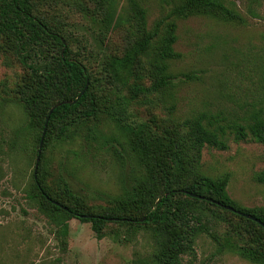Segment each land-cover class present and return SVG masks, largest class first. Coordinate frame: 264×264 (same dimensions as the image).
Instances as JSON below:
<instances>
[{"label":"trees","instance_id":"16d2710c","mask_svg":"<svg viewBox=\"0 0 264 264\" xmlns=\"http://www.w3.org/2000/svg\"><path fill=\"white\" fill-rule=\"evenodd\" d=\"M124 1L121 5V0H95L94 5L75 3L89 28L101 35L125 17L136 22L139 35L123 54L98 56L86 46L83 51L75 48L74 37L66 29L68 21L58 8L63 0H0V49L15 56L26 69L12 98L23 108L26 119L15 128L11 148L33 157L35 163L40 155L28 196L58 226L60 238L68 234L71 218L91 222L99 238L110 224L122 225L133 233L144 228L154 249L133 264H184V257L194 253L201 234L220 241L211 230L218 223L230 227L224 243H219L221 247L253 264H264V206L239 204L227 190L230 173L209 174L201 162L206 146L226 149L231 137L236 141L251 137L264 143V110L239 121L199 112L166 129L129 122L128 113L130 103L139 95L165 94L175 84L170 65L181 57L175 48L178 19L209 15L246 25L248 15L264 18L259 9L264 0H249L248 15L235 1L171 0L150 27L142 1ZM87 49L91 54L86 58ZM146 61L151 85L130 84ZM92 66L97 69L93 71ZM86 86L75 103L64 102L75 100ZM125 89L129 96L124 94ZM88 119L101 124L112 122L110 135L99 131L98 137H103L102 146L112 148L126 170L122 192L106 195L104 205L90 203V198L76 192L60 174L54 182L47 178L56 148L66 138L75 139L77 133H82L80 126ZM86 130V136L97 138L91 125ZM256 179L264 184V168Z\"/></svg>","mask_w":264,"mask_h":264},{"label":"rangeland","instance_id":"374dc122","mask_svg":"<svg viewBox=\"0 0 264 264\" xmlns=\"http://www.w3.org/2000/svg\"><path fill=\"white\" fill-rule=\"evenodd\" d=\"M79 1L85 5L95 3L63 0L58 7L65 14L66 29L74 37L77 50L83 51L86 46L98 56L121 55L139 35L136 22L127 17L106 35L91 30L88 21L77 12L75 3ZM141 1L148 10V27L171 5V0ZM223 1H235L247 14L249 0ZM125 2L121 0L120 5ZM259 9L264 14V4ZM247 19L246 25L209 15L178 19L175 48L181 57L170 65L175 84L165 94L143 93L132 100L129 122L166 129L199 112L239 121L264 110V18L248 15ZM84 53L86 58L91 54L89 50ZM148 68L147 61L142 63L130 84L149 87L152 80ZM25 74L26 69L15 56L0 49V264H133L136 258L146 257L154 245L144 228L133 233L122 225L110 224L99 238L91 222L71 218L68 234L60 238L58 226L28 196L36 161L12 150L10 143L15 128L26 119L23 108L12 99ZM124 94L130 95L128 89ZM109 122L101 124L88 119L80 126L82 133H77L75 139L66 138L48 166L49 181L54 182L60 174L76 192L85 194L95 204H107L106 195L120 194L126 170L112 148L102 146L103 137H98L99 131L110 135ZM88 125L96 131V139L93 134L86 136ZM201 162L209 174L230 173L227 190L239 204L264 206V184L256 179L264 168V143L251 137L239 141L231 137L226 149L206 146ZM211 230L220 241L201 234L194 253L184 257V264H253L220 246L230 231L227 223L214 224Z\"/></svg>","mask_w":264,"mask_h":264},{"label":"water","instance_id":"95a60500","mask_svg":"<svg viewBox=\"0 0 264 264\" xmlns=\"http://www.w3.org/2000/svg\"><path fill=\"white\" fill-rule=\"evenodd\" d=\"M86 88H87V86L85 87V89L84 90H82V92L78 95V97L75 99V100H66V101H64L65 103H69V104H73V103H75L77 100H78V98L85 92V90H86ZM60 103H57V104H55L53 107H52V109L50 110V112L54 109V108H56L58 105H59ZM44 133H45V130H44ZM42 141L43 140H41V142H40V146H42ZM40 152H41V149H39V154H40ZM39 159H40V155H38V157H37V163H36V165H35V171L37 170V168H38V162H39ZM160 199H158V201H159ZM224 206V205H223ZM224 207H226L227 209H231V210H234V211H237L238 213H241V214H243V215H245V216H247V217H251V218H254L253 216H250L249 214H246V213H243V212H240V211H238V210H236V209H234V208H232V207H230V206H224ZM255 219V218H254ZM259 221V220H258Z\"/></svg>","mask_w":264,"mask_h":264}]
</instances>
